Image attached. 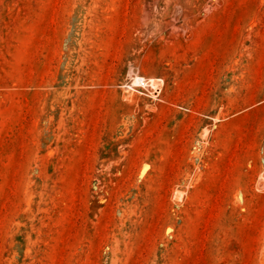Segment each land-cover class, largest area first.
<instances>
[{
    "label": "rangeland",
    "instance_id": "1",
    "mask_svg": "<svg viewBox=\"0 0 264 264\" xmlns=\"http://www.w3.org/2000/svg\"><path fill=\"white\" fill-rule=\"evenodd\" d=\"M0 264H264V0H0Z\"/></svg>",
    "mask_w": 264,
    "mask_h": 264
},
{
    "label": "bare ground",
    "instance_id": "2",
    "mask_svg": "<svg viewBox=\"0 0 264 264\" xmlns=\"http://www.w3.org/2000/svg\"><path fill=\"white\" fill-rule=\"evenodd\" d=\"M160 82H161L160 78L147 77V76L139 75V73L137 71H133L128 77L126 87L131 91L140 92V90H141V93L143 90L146 95H152L153 97H155L156 96L155 93H157L160 89ZM126 87H125V89H127ZM123 89H124V87H123ZM125 92H126V90H125ZM177 194L179 195V193H177Z\"/></svg>",
    "mask_w": 264,
    "mask_h": 264
}]
</instances>
